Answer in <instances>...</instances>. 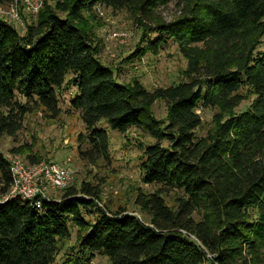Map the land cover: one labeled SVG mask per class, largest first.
<instances>
[{"label":"trees","instance_id":"trees-1","mask_svg":"<svg viewBox=\"0 0 264 264\" xmlns=\"http://www.w3.org/2000/svg\"><path fill=\"white\" fill-rule=\"evenodd\" d=\"M171 1L73 0L54 10L45 4L24 33L0 18V138L15 136L37 107L57 117L65 83L75 91L69 110L84 126L78 157L87 164L108 159L101 119L121 133L139 126L155 139L141 155L142 180L157 185L135 197L147 220L100 206L93 181L67 186L39 206L16 196L0 200V264H51L72 226L76 250L64 264H90L94 253L111 264H264V46L257 48L264 43V0H177L180 15L164 21L157 10ZM96 6L139 20L143 50L176 43L187 58V81L152 91L118 81L83 27V11L97 15ZM243 89L254 95L249 106L196 137L195 109H229ZM155 99L167 101L164 122L149 110ZM11 182L0 152V197ZM172 190L178 193L170 205L164 194Z\"/></svg>","mask_w":264,"mask_h":264},{"label":"rangeland","instance_id":"rangeland-1","mask_svg":"<svg viewBox=\"0 0 264 264\" xmlns=\"http://www.w3.org/2000/svg\"><path fill=\"white\" fill-rule=\"evenodd\" d=\"M63 1L69 4L73 0L43 1L33 13L26 9L24 6L26 4L22 0H11L0 3V13L6 16L4 19L20 33H24L28 25L38 21L39 12L45 4L50 5L46 10H54V4ZM14 10L21 15L20 21L23 24L16 21L18 18L10 17V14L13 16ZM181 10V5H178L177 0H173L165 6H160L157 11L164 21H169L180 15ZM101 11L102 13L97 11L98 16L90 11H83L82 17L85 22L83 27L97 48L98 59L111 67L118 81L126 84L138 81L149 91L187 81V58L176 43L170 41L156 52L143 50L145 34L142 33L143 27L139 20L125 9L113 11L102 8ZM65 14L67 13L60 12L61 16ZM120 32H126L127 36L114 35ZM263 46L264 43H261L257 48L262 49ZM60 88L58 93L60 114L52 118L41 107L35 108L25 115L22 128L15 136L5 135L0 138V152L7 158L18 156L22 163L28 162L30 157H36L38 162H56L68 168L70 172L66 184L61 188L50 190L52 197H60L67 186L78 188L83 180L93 181L99 184L100 206L111 210L124 208L147 220L148 216L135 203V197L139 191L151 192L157 188V185L147 184L142 180L140 168L144 147L155 142V139L139 126H132L121 133L111 129L106 120L101 119L97 127L107 130L108 159L99 160L96 164L85 163L78 157L76 150L77 135L84 132V126L79 113L69 110L68 105V99L70 95L75 94V91L65 83ZM240 94L242 100L226 110L218 106L209 108L198 106L195 111L199 114L201 123L194 131L196 137L208 136L213 133L220 118L246 109L254 95L244 89ZM149 110L156 119L164 122L167 115V101L155 99ZM167 141L164 139L162 143L167 145ZM177 193L176 190L165 193L167 203L173 204ZM76 239L77 228L72 226L69 236L62 243L61 250L51 264H64V257L76 250ZM90 264L111 263L106 256L94 253Z\"/></svg>","mask_w":264,"mask_h":264},{"label":"built area","instance_id":"built-area-1","mask_svg":"<svg viewBox=\"0 0 264 264\" xmlns=\"http://www.w3.org/2000/svg\"><path fill=\"white\" fill-rule=\"evenodd\" d=\"M25 2L26 9L35 13L43 1H58V0H22ZM13 2V1H12ZM96 10L102 13L100 6H96ZM98 13V14H99ZM101 15V14H100ZM0 13V18H5ZM12 18H18V23L23 24L21 15L14 10ZM6 20V19H5ZM13 20V19H12ZM116 36L125 37L126 32L114 33ZM10 162V171L12 182L7 192L0 197V200H5L11 197H20L22 199L31 200L34 205L39 206L42 199H54L51 195L53 188L63 187L68 179L70 170L56 162H24L19 160L18 156L8 157Z\"/></svg>","mask_w":264,"mask_h":264}]
</instances>
